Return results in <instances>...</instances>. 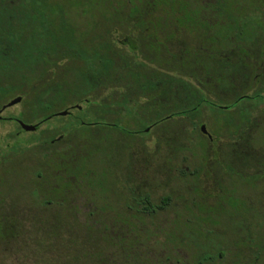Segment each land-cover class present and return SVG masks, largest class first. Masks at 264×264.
<instances>
[{"label": "trees", "instance_id": "16d2710c", "mask_svg": "<svg viewBox=\"0 0 264 264\" xmlns=\"http://www.w3.org/2000/svg\"><path fill=\"white\" fill-rule=\"evenodd\" d=\"M129 1L0 0V112L21 97L24 111L12 121L40 124L80 104L97 118L91 126L76 117L79 126L90 130L84 135L74 128L55 139L44 131L42 141L34 140L25 148L26 152L30 147L41 148L43 156L29 172L3 174V166L11 168L16 159L0 149V193L3 181L20 179L18 191L36 196L37 207L68 211L74 227L69 232L78 244L83 241L80 247L85 250L72 258H84L85 264H264V217L259 219L258 212L241 221L240 233L236 231L230 243L216 230L211 234L210 228L217 227L220 220L203 217L206 210L200 201L189 206L180 199L173 204L171 195L152 201L153 188L133 182L128 174L125 178L110 153V147L129 150L133 136L176 118L199 130L205 110L214 112L215 123L227 139L238 141L243 129L253 124V113L264 106V36L255 63L241 55L251 41L246 34L264 32V26L258 25L251 31L256 17L264 18V6L256 10L240 4L229 15L225 0H198L199 26L213 29L220 37L212 41L215 50L211 55L206 51L190 60L183 51L181 66L188 65L183 68L174 67L168 55L157 59L170 44L169 25L158 18L161 9H154L148 0L143 13L134 17ZM77 16L97 20L86 32ZM200 49H205V43ZM208 59L212 61L209 67L204 63ZM240 63L248 66L243 74ZM227 97L231 99L227 101ZM221 100L226 105L218 104ZM242 100L249 102L246 108L239 107ZM263 116L264 110L258 112V124ZM131 124L135 130L129 128ZM229 128L235 131L228 138ZM10 138L16 141L18 133ZM198 146L202 160L209 159L206 144L202 141ZM215 157L221 160V155ZM202 170L198 167L190 176L197 180L203 177ZM113 175L118 178L114 191L103 181ZM5 187L8 193L16 191L11 185ZM110 192L115 193L114 206ZM195 211L202 228L189 253L185 247L194 246L191 240L185 236L183 240L180 232L160 230L158 225L176 224L183 216L189 226ZM165 213L175 215L162 221ZM189 233L191 239L194 232ZM2 235L0 229V238ZM172 237H179L180 242L171 243ZM78 244L75 250L80 249Z\"/></svg>", "mask_w": 264, "mask_h": 264}, {"label": "rangeland", "instance_id": "374dc122", "mask_svg": "<svg viewBox=\"0 0 264 264\" xmlns=\"http://www.w3.org/2000/svg\"><path fill=\"white\" fill-rule=\"evenodd\" d=\"M129 2L130 15L134 17H139V14L143 13L142 9L149 4L148 0H130ZM151 2H153L154 9H161L159 21L162 20L164 24L169 25L167 39L170 40V44L168 48L163 47V52L157 54V59L163 60L169 56L174 67L184 68L185 65L181 66L184 64L183 61L181 62L182 57H185L182 54L183 51L186 52L185 54L190 60L199 59L200 55L206 51H209V55L213 54L215 49L211 47L212 41L220 36L213 29L207 31L199 26L198 23L201 22L202 17L200 8L197 7L200 6L198 0L191 2L188 0H151ZM239 4V0H225V7L229 11V15L231 12H236ZM246 5L248 8L258 10L256 7H263L264 0H249ZM77 17L78 23L83 25L86 32L91 28L92 22L97 20L95 16ZM256 20L257 23L252 25L255 28L251 27V31L256 29V25L264 26V18L256 17L254 21ZM246 35L253 42L250 41L247 44V48L241 51V55L243 58L252 59V63H255L254 59L258 60L261 56L259 55L263 40L261 35L264 36V32L263 34L249 32ZM203 43H205V49L201 50L200 46ZM164 48H166V52ZM211 62L208 59L204 63L209 67ZM241 65L239 72L243 74L247 71L248 66ZM228 81L231 82V79L228 78ZM230 99L227 97V101ZM227 101L221 100L218 104L226 105ZM248 103V101L242 100L239 102V107L246 108ZM84 110L85 106L82 104L76 105L75 108L69 107L64 110L69 112V115L58 116L57 113L56 116L44 123H33L32 125L39 124L37 131L25 132L19 130L15 121L10 120L13 117H18L24 111L22 101L6 109L1 115L4 120H0V149L13 153V155L8 154L7 156L12 160L16 159V161L14 164L12 163L11 168H7L9 164L4 163L3 174H8V171L10 173L15 170L23 171V169L29 172L28 169L40 164L39 161L43 157L41 148L30 147L31 150L27 152L25 148L34 140L42 141L44 131H49L51 137L56 136L55 139L61 136V133L65 134L74 128L75 131H82L83 135L88 133L89 128L79 126L75 122L76 117L81 124L91 126L96 123L97 118ZM263 110L264 106L253 113V116L256 115L254 119H251L253 124L251 126L248 124L246 129H243L242 136L235 142L227 139L226 135H223L225 132L219 130L215 123L214 112L205 110L199 130H195L189 122L176 118L163 122L146 134L133 136L132 140L128 141L129 150L117 151V148L110 147V153L118 170L125 173V178L128 174L133 182L153 188L150 191L152 201H157L161 196L166 195H171L173 204L175 201L179 202L180 199L183 201L182 205L188 204L189 206L196 202L198 204L200 201L201 208L206 210L203 217L220 220L217 227L210 228L211 234L213 235L216 230L232 243L236 231L239 232L242 228L241 221L245 217H250L255 211L258 212L259 219L264 217V172L262 170L264 168L262 166L264 164V116L261 117L262 121L258 124V112ZM80 112L85 114H80ZM203 125L212 138L201 132ZM128 126L131 130L136 129L135 124ZM106 130L101 129L103 132ZM234 131L235 128L227 130L228 138ZM14 133H18L16 141L10 138V135ZM202 141L207 147V152H205L209 157L207 160H202L203 155L198 146ZM8 144L10 145L5 147ZM175 146L178 147V150ZM55 149H59V146ZM217 154L221 155L220 161L216 160ZM205 166H208V169H205ZM198 167L203 168L201 171L203 177L194 180L190 173L195 172ZM117 179L113 175L102 180L104 184H110V189L114 191L113 186L117 184ZM122 179L124 178L122 177ZM9 181H5L6 183L3 181L0 193V229L3 233L0 238V264H85L84 258L79 260L77 258V261L72 258L83 254L85 250L80 247L83 246V241L78 244L74 240L76 236L70 234L74 227H71L68 211L40 209L35 203L37 202L35 201L36 196L27 195L28 192L23 193V189L18 191L20 179L16 182V179L10 178ZM6 184L11 185L16 191L13 189V192L8 193ZM192 188L193 190L197 188L196 192L195 190L192 192ZM114 194L109 193L112 206L115 203ZM208 209H211V212H207ZM195 213L191 214L194 219L191 220L192 224L189 226L186 224L185 218L181 216V221L176 220V224L166 227L164 224L158 225V228L170 232H180L182 239L185 236L187 240L197 244L195 242L197 232L202 227L197 221L199 213L197 214V211ZM174 215L165 213L163 214L165 219L162 221L168 220V216L172 218ZM178 217L180 219V216ZM162 221L161 223H163ZM191 231L194 234L190 239L189 232ZM54 233L57 235L54 236ZM173 240L176 243L180 242L179 237H172L170 242L172 243ZM76 244L80 247L79 250L74 249ZM195 244L193 247L188 244L185 250L191 253L195 249Z\"/></svg>", "mask_w": 264, "mask_h": 264}, {"label": "water", "instance_id": "95a60500", "mask_svg": "<svg viewBox=\"0 0 264 264\" xmlns=\"http://www.w3.org/2000/svg\"><path fill=\"white\" fill-rule=\"evenodd\" d=\"M21 101H22V98L21 97H18V98H15V99H13L12 101H10L7 105H5L3 108H2V110H1V112H0V120L2 119V113L6 110V109H8V108H10V107H12V106H14V105H16V104H19V103H21ZM78 109H80V108H78ZM68 113L69 112H67V111H63V112H59L57 115L58 116H66V115H68ZM16 122L19 124V126L21 127V129L23 130V131H25V132H34V131H36L37 130V128H38V126H39V124H34V125H32V124H27V123H25L24 121H22V120H16ZM149 131V129H147V132ZM201 132L204 134V135H207L209 138H212L209 134H208V132L206 131V127L203 125V126H201Z\"/></svg>", "mask_w": 264, "mask_h": 264}, {"label": "flooded vegetation", "instance_id": "af4514ba", "mask_svg": "<svg viewBox=\"0 0 264 264\" xmlns=\"http://www.w3.org/2000/svg\"><path fill=\"white\" fill-rule=\"evenodd\" d=\"M239 2H240V4H247V2H249V0H239ZM240 4H239V7L241 6ZM256 8L258 9V7H256ZM68 114H70V113H68ZM14 120H15V118H14ZM37 130H38V128H37Z\"/></svg>", "mask_w": 264, "mask_h": 264}]
</instances>
